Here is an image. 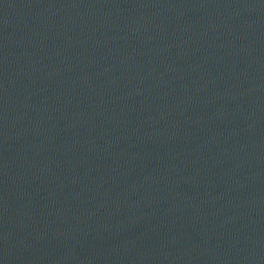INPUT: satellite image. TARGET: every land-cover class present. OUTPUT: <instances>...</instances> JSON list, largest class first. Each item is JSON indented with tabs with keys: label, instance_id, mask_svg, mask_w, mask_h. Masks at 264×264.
Segmentation results:
<instances>
[{
	"label": "water",
	"instance_id": "water-1",
	"mask_svg": "<svg viewBox=\"0 0 264 264\" xmlns=\"http://www.w3.org/2000/svg\"><path fill=\"white\" fill-rule=\"evenodd\" d=\"M0 264H264V0H0Z\"/></svg>",
	"mask_w": 264,
	"mask_h": 264
}]
</instances>
